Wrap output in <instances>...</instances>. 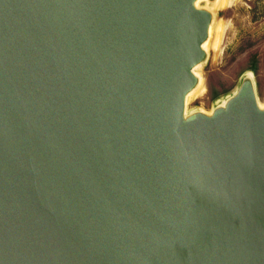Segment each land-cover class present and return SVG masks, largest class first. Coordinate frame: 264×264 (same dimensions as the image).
Wrapping results in <instances>:
<instances>
[{
	"label": "water",
	"instance_id": "1",
	"mask_svg": "<svg viewBox=\"0 0 264 264\" xmlns=\"http://www.w3.org/2000/svg\"><path fill=\"white\" fill-rule=\"evenodd\" d=\"M216 0H0V264H264L251 73L187 110Z\"/></svg>",
	"mask_w": 264,
	"mask_h": 264
},
{
	"label": "rangeland",
	"instance_id": "2",
	"mask_svg": "<svg viewBox=\"0 0 264 264\" xmlns=\"http://www.w3.org/2000/svg\"><path fill=\"white\" fill-rule=\"evenodd\" d=\"M200 5L214 12L211 35L218 45L208 48L205 62L196 69L204 91L187 100V110L210 112L248 73L264 104V0H239L217 9L206 1Z\"/></svg>",
	"mask_w": 264,
	"mask_h": 264
},
{
	"label": "bare ground",
	"instance_id": "3",
	"mask_svg": "<svg viewBox=\"0 0 264 264\" xmlns=\"http://www.w3.org/2000/svg\"><path fill=\"white\" fill-rule=\"evenodd\" d=\"M202 1V0H201ZM239 0H216L212 5H213V8L217 9V8H220V7H228V6H231L233 4H235L236 2H238ZM220 28V26H219ZM224 28V27H223ZM221 30V28H220ZM219 31V30H218ZM212 32H213V28L211 27V30H210V38L208 39V41L204 44V48L206 50H208V48L210 47H215L218 45L217 43V39H214V36L212 37ZM217 33V31H216ZM219 36V35H218ZM219 38V37H218ZM220 41V40H219ZM199 67V66H198ZM197 67V68H198ZM196 68V69H197ZM196 71V70H195ZM201 91H204L203 90V87H202V80H200V83L199 85L188 95V98L187 100L192 97L193 95L197 94V93H200Z\"/></svg>",
	"mask_w": 264,
	"mask_h": 264
},
{
	"label": "trees",
	"instance_id": "4",
	"mask_svg": "<svg viewBox=\"0 0 264 264\" xmlns=\"http://www.w3.org/2000/svg\"><path fill=\"white\" fill-rule=\"evenodd\" d=\"M254 70H255V68H254Z\"/></svg>",
	"mask_w": 264,
	"mask_h": 264
}]
</instances>
